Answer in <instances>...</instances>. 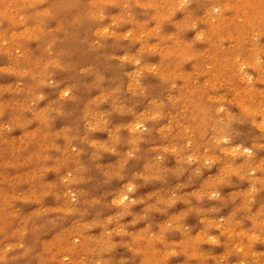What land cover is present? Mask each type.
<instances>
[{"label":"rangeland","instance_id":"374dc122","mask_svg":"<svg viewBox=\"0 0 264 264\" xmlns=\"http://www.w3.org/2000/svg\"><path fill=\"white\" fill-rule=\"evenodd\" d=\"M263 149L264 0H0V264H264Z\"/></svg>","mask_w":264,"mask_h":264},{"label":"bare ground","instance_id":"6f19581e","mask_svg":"<svg viewBox=\"0 0 264 264\" xmlns=\"http://www.w3.org/2000/svg\"><path fill=\"white\" fill-rule=\"evenodd\" d=\"M44 3V2H43ZM49 3H50V1H49ZM177 3H179V2H177ZM197 3V2H196ZM168 4V3H167ZM45 5V4H44ZM196 5V4H195ZM246 7V6H245ZM29 8V7H28ZM29 10V9H28ZM101 11V10H100ZM198 11H200V10H198ZM78 12V11H77ZM74 14V13H73ZM60 15V14H59ZM68 16V15H67ZM140 16V15H139ZM227 17V16H226ZM71 19V18H70ZM158 19V18H157ZM210 19V18H209ZM207 21H208V19H206ZM212 20V19H211ZM210 21V20H209ZM143 22V21H142ZM212 22V21H211ZM231 22V21H230ZM146 23V22H145ZM144 23V24H145ZM3 24V23H2ZM149 24V23H148ZM173 24V23H172ZM175 24V23H174ZM217 24V23H216ZM232 24V23H231ZM231 24H229V25H231ZM95 25V24H94ZM158 25V24H157ZM168 25V24H167ZM218 25V24H217ZM223 25V24H222ZM232 25H235V24H232ZM131 26H134V25H131ZM165 26V25H164ZM176 26V25H175ZM220 27H222V26H220ZM144 28V27H143ZM142 29V28H141ZM235 29V28H234ZM83 30V29H82ZM140 30V29H139ZM166 30V29H165ZM170 30V29H169ZM129 31H131V30H129ZM133 31V30H132ZM195 31V30H194ZM87 32H88V30H87ZM234 32V31H233ZM85 33V32H84ZM133 32H131V34H132ZM136 33V32H135ZM147 33V32H146ZM188 33V32H187ZM95 34V33H94ZM127 34V33H126ZM193 34V33H192ZM84 36V35H83ZM90 36V35H89ZM250 36H251V34H250ZM82 38V37H81ZM139 38V37H138ZM188 39H190V37L188 38ZM262 39H263V37H262ZM140 40H141V38H140ZM249 40V39H248ZM250 41V40H249ZM168 42V41H167ZM172 42V41H171ZM200 42V41H199ZM142 43V42H141ZM143 44V43H142ZM170 44V43H169ZM82 45V44H81ZM89 46V45H88ZM87 46V47H88ZM121 46H122V44H121ZM146 46V45H145ZM204 46V45H203ZM155 49V48H154ZM86 50H87V48H86ZM93 50V49H92ZM39 51V50H38ZM94 51V50H93ZM90 52V51H89ZM88 52V53H89ZM86 53H87V51H86ZM74 55V54H73ZM76 56V55H75ZM78 58V57H77ZM205 58V57H204ZM209 58V57H208ZM208 58H206V59H208ZM71 59V58H70ZM79 59V58H78ZM81 59V58H80ZM132 59V58H131ZM195 59V58H194ZM200 59V58H199ZM76 60V59H75ZM75 60H73V61H75ZM193 60V59H192ZM202 60V59H201ZM89 61V60H88ZM134 62V61H133ZM242 63V62H241ZM94 65V64H93ZM240 65H242V64H240ZM136 66V65H135ZM234 66V65H233ZM137 67V66H136ZM139 67V66H138ZM150 67V66H149ZM193 67V66H192ZM146 68V67H145ZM78 70V69H77ZM234 70H235V68H234ZM66 71V70H65ZM68 72H70V71H68ZM67 72V73H68ZM103 72V71H102ZM101 72V73H102ZM255 72V71H254ZM131 74H129L128 76H130ZM166 78V77H165ZM180 78V77H179ZM95 79V78H94ZM183 81V80H182ZM184 82V81H183ZM150 83V82H149ZM154 84V83H153ZM152 84V85H153ZM199 86V85H198ZM160 89V88H159ZM163 89H165V88H163ZM196 90V89H195ZM164 91V90H163ZM117 92V91H116ZM162 92V91H161ZM196 94V93H195ZM114 95H116V94H114ZM183 96V95H182ZM196 97H197V95H196ZM135 98V97H134ZM140 98V97H139ZM143 98V97H142ZM141 98V99H142ZM174 98H175V96H174ZM208 98V97H207ZM187 100V99H186ZM134 102V101H133ZM70 103V102H69ZM73 103V102H72ZM65 104V103H64ZM57 106V105H56ZM75 106V105H74ZM234 106V105H233ZM236 106V105H235ZM217 107V106H216ZM63 108H65V106L63 107ZM166 108V107H165ZM163 109V108H162ZM216 109H219V107L218 108H216ZM215 109V110H216ZM75 110H76V108H75ZM160 110V109H159ZM235 110V109H234ZM67 111V110H66ZM69 111V110H68ZM79 111H80V109H79ZM76 112H77V110H76ZM164 112V111H163ZM220 112V111H219ZM74 113V112H73ZM69 115V114H68ZM74 115V114H73ZM119 116V115H118ZM123 116V115H122ZM199 116V115H198ZM120 118H121V116H119ZM168 117V116H167ZM197 117V116H196ZM68 118V117H67ZM71 118V117H70ZM134 118V117H133ZM201 118V117H200ZM246 118V117H245ZM66 119V118H65ZM247 119V118H246ZM129 120V119H128ZM200 120V119H199ZM248 120V119H247ZM246 121V120H245ZM67 122H68V120H67ZM251 122V121H250ZM129 123V122H128ZM138 123V122H137ZM194 123V122H193ZM135 124V123H134ZM254 124V123H253ZM129 125V124H128ZM136 125V124H135ZM115 126V125H114ZM235 126V125H234ZM242 126V125H241ZM251 126V125H250ZM138 128V127H137ZM238 128V127H237ZM253 129V128H252ZM258 129V128H257ZM176 130V129H175ZM245 130V129H244ZM256 130V129H255ZM178 131V130H177ZM253 131V130H252ZM254 132V131H253ZM152 134V133H151ZM153 135V134H152ZM245 135H247V134H245ZM248 136V135H247ZM251 136V135H250ZM193 136H191V138H192ZM121 138V137H120ZM182 138V137H181ZM221 138V137H220ZM195 139V138H194ZM121 140V139H120ZM196 141H197V139H196ZM242 141V140H241ZM234 142V141H233ZM120 144V143H119ZM250 145V144H249ZM248 145V146H249ZM122 147V146H121ZM264 150V149H263ZM142 152V151H141ZM143 154V153H142ZM141 154V155H142ZM145 154V153H144ZM143 154V155H144ZM147 154V153H146ZM148 155V154H147ZM152 156V155H151ZM145 158V157H144ZM148 158V157H147ZM148 165H150V164H148ZM147 165V166H148ZM146 167V166H145ZM142 169V168H141ZM145 169V168H144ZM146 170V169H145ZM232 170H234V169H232ZM91 171V170H90ZM187 171V170H186ZM259 171V170H258ZM257 171V172H258ZM233 172V171H232ZM260 172V171H259ZM258 172V173H259ZM242 174V173H241ZM131 176H133V175H131ZM98 177V176H97ZM140 179V178H139ZM199 179V178H198ZM202 179V178H201ZM113 180V179H112ZM117 180V179H116ZM109 183V182H108ZM196 183V182H195ZM88 184V183H87ZM259 184V183H258ZM146 185V184H145ZM152 185V184H151ZM154 185V184H153ZM257 185V184H256ZM109 186V185H108ZM83 187V186H82ZM147 187V186H146ZM101 188V187H100ZM94 189V188H93ZM108 189V188H107ZM264 190V189H263ZM121 192V191H120ZM147 192V191H146ZM145 192V193H146ZM163 192V191H162ZM263 192H261V194H262ZM119 194V193H118ZM259 194V193H258ZM142 195V194H141ZM125 196H126V193H123V194H121V196H120V201H123L124 199H125ZM146 196V195H145ZM106 197H108V196H106ZM112 197V196H111ZM144 197V196H143ZM190 197V196H189ZM110 198V197H109ZM197 198V197H196ZM259 198H261V197H259ZM262 198H263V196H262ZM262 198H261V201H262ZM103 199H104V197H103ZM102 199V200H103ZM114 200H115V198H114ZM150 201V200H149ZM153 201H154V199H153ZM187 201V200H186ZM198 201V200H197ZM232 201H233V199H232ZM258 201H259V199H258ZM257 201V202H258ZM263 201H264V199H263ZM114 202V201H113ZM187 203V202H186ZM190 203V202H189ZM234 203V202H233ZM183 204V203H182ZM188 204V203H187ZM259 204V203H258ZM146 205V204H145ZM198 205V204H197ZM219 205V204H218ZM228 205V204H227ZM233 206V205H232ZM258 206V205H257ZM197 207H200V206H197ZM183 208V207H182ZM188 208V207H187ZM193 208V207H192ZM143 209V208H142ZM186 209V208H185ZM189 209V208H188ZM222 209V208H221ZM233 209V208H232ZM145 210V209H144ZM136 211V210H135ZM138 211V210H137ZM243 211V210H242ZM197 212V211H196ZM229 212V211H228ZM156 213V212H155ZM158 213V212H157ZM160 213V212H159ZM194 214V213H193ZM195 215V214H194ZM190 217V216H189ZM155 218V217H154ZM238 218V217H237ZM152 220V219H151ZM193 221H194V219H193ZM186 223V222H185ZM202 223V222H201ZM252 223V222H251ZM188 224V223H187ZM200 225V224H199ZM197 227H198V225H197ZM231 227H233L232 225H231ZM202 236V235H201ZM201 238V237H200ZM162 240H164V239H162ZM253 240V239H252ZM149 242L151 243V248H152V252L151 253H149L147 256H146V258H145V261L147 262V264H162V262H161V260L158 258V256H157V254L158 253H156L157 251H158V248L156 247V244L158 243V241L157 240H155L154 238H152V239H149ZM137 243V242H136ZM161 243V242H160ZM135 244V243H134ZM203 245V244H202ZM178 247H179V245H177ZM130 248H133V247H130ZM166 251V250H165ZM168 251V250H167ZM190 251V250H189ZM126 252V251H125ZM131 252V251H130ZM186 252V251H185ZM188 252V251H187ZM106 253H109V252H106ZM161 253V252H160ZM184 253V252H183ZM192 253V252H191ZM137 254V253H136ZM135 254V255H136ZM162 254V253H161ZM131 255V254H130ZM103 256V255H102ZM124 256V255H123ZM164 256V255H163ZM106 257V256H105ZM161 257V256H160ZM114 258V257H113ZM185 258H187V257H185ZM141 260V259H140ZM139 260V261H140ZM170 260V259H169ZM118 261H120V260H118ZM117 261V262H118ZM138 261V262H139ZM132 262V261H131ZM131 264V263H130Z\"/></svg>","mask_w":264,"mask_h":264}]
</instances>
